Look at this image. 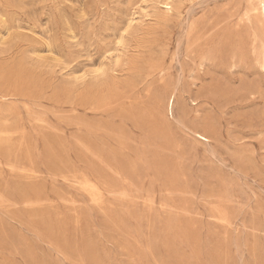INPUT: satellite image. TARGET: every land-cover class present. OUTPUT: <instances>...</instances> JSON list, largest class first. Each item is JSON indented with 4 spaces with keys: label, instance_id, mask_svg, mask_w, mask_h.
Returning a JSON list of instances; mask_svg holds the SVG:
<instances>
[{
    "label": "rangeland",
    "instance_id": "1",
    "mask_svg": "<svg viewBox=\"0 0 264 264\" xmlns=\"http://www.w3.org/2000/svg\"><path fill=\"white\" fill-rule=\"evenodd\" d=\"M263 57L257 0H0V264H264Z\"/></svg>",
    "mask_w": 264,
    "mask_h": 264
},
{
    "label": "bare ground",
    "instance_id": "2",
    "mask_svg": "<svg viewBox=\"0 0 264 264\" xmlns=\"http://www.w3.org/2000/svg\"><path fill=\"white\" fill-rule=\"evenodd\" d=\"M258 2V7H259V12L260 15H262L264 17V0H257ZM169 10L172 9V7L168 8ZM262 67L264 68V57L262 59ZM174 105H175V98L171 97L170 99H168L166 105H164V107H166V112L170 113L171 115H173V111H174ZM203 140V139H202ZM207 141V140H206ZM93 189V188H92ZM97 198V197H96ZM101 199V198H100ZM93 200V199H92ZM98 200V199H97ZM99 203V202H98ZM226 223V222H225Z\"/></svg>",
    "mask_w": 264,
    "mask_h": 264
}]
</instances>
